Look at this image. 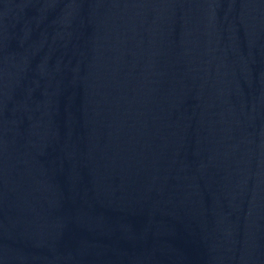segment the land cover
Instances as JSON below:
<instances>
[{
  "label": "water",
  "instance_id": "95a60500",
  "mask_svg": "<svg viewBox=\"0 0 264 264\" xmlns=\"http://www.w3.org/2000/svg\"><path fill=\"white\" fill-rule=\"evenodd\" d=\"M0 264H264V0H0Z\"/></svg>",
  "mask_w": 264,
  "mask_h": 264
}]
</instances>
